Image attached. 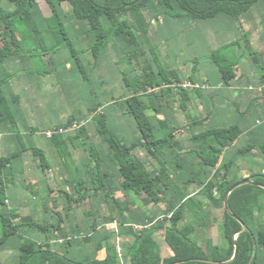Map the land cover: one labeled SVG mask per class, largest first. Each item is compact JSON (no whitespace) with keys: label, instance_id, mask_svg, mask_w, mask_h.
I'll return each mask as SVG.
<instances>
[{"label":"trees","instance_id":"obj_1","mask_svg":"<svg viewBox=\"0 0 264 264\" xmlns=\"http://www.w3.org/2000/svg\"><path fill=\"white\" fill-rule=\"evenodd\" d=\"M263 1L0 0V138L17 145L15 152L0 157V252L12 244L17 251L16 264H264V175L240 177L245 168L241 164L243 160L230 152L244 129L238 124L203 128L206 120L191 114L179 125L174 109L177 104L180 111L187 112L193 99L203 100L214 91L186 90L182 87L185 82L223 88L236 79L237 54L233 52L236 55L231 57L225 54L234 45L211 52L209 57L215 68L208 69L207 80H202L198 78L201 69L196 61L188 77L181 76L166 63L160 65L150 32L152 22L161 19L158 30L166 22L172 25L236 21V27L249 44L247 48L252 50L242 18ZM146 14L152 16L151 20ZM19 25H25L27 32H20ZM31 34L43 55L54 51L64 57L63 51L69 50L68 60H74L72 64L82 74H86L85 65L92 63L88 58L90 53L92 64L97 65L102 53L111 47L119 50L120 46L126 47L120 54L128 53L132 67L133 62L147 55L144 45H149L158 70L148 65L142 71L122 73L128 95L106 102L103 92L99 91L97 96L93 90L81 105L82 110L71 111L72 116L65 122L39 132L29 125L22 97L15 93L12 82L16 74L8 73L2 65L14 61L18 67L17 59L29 52L24 44ZM253 61L259 64L258 58ZM215 77L218 85L211 82ZM106 85L103 83V87ZM83 121L86 124L80 125ZM121 122L134 126L138 137L123 136ZM75 123L80 125L77 130L66 131ZM61 129L65 133L45 135L48 130ZM35 135L47 138L61 159L72 157V152L84 146L86 156L78 165L83 168H74L64 178L77 196L59 191L65 200L64 209L78 206L91 195L105 196L106 202L101 205L107 207L109 214L102 217L101 223L115 222L119 231H101L96 220L90 234L75 235L81 234L78 228L61 231L60 216L57 226L49 227L31 215L21 216L9 206L10 189L18 173L16 161L25 152L32 150L42 172L52 169L47 153L36 145ZM181 135L186 139H177ZM24 139L31 143L29 147ZM81 139L83 145L75 147ZM252 143L239 154L245 156L256 150L264 156V141L257 138ZM140 151L145 154V160L139 156ZM245 180L254 184L243 185L230 194L228 211L226 195ZM90 181L92 188L88 187ZM87 190L93 194L83 193ZM131 195L146 196L144 204L151 205L152 215L139 214ZM214 207L224 209L223 244L204 247L195 235L208 226L205 222L212 226L213 214L209 211ZM243 225L247 227L244 231ZM28 232L35 236H28ZM160 232H164L165 242L173 251L170 256L163 255L156 238ZM117 235L126 239L124 247L118 243Z\"/></svg>","mask_w":264,"mask_h":264},{"label":"rangeland","instance_id":"obj_2","mask_svg":"<svg viewBox=\"0 0 264 264\" xmlns=\"http://www.w3.org/2000/svg\"><path fill=\"white\" fill-rule=\"evenodd\" d=\"M263 3L264 1L260 4L259 8L253 12V15L255 14L257 17L254 22L259 25V29L262 30V32H264V19H259L264 17ZM146 17L151 20L152 16L146 14ZM124 18L126 19L127 17ZM246 19L245 17L242 18L244 21H246ZM218 21H205L195 24L180 22L172 25L166 22V24L162 25V30H159L160 32H158V27L160 26L159 23H162V19L161 21L154 20L150 32L151 37L155 39L152 41L154 42L153 51L161 61L159 64L163 65V63H166L170 66L177 65V70L179 72H184L187 75L192 72L193 61L198 62V68L201 69V72L207 71L208 69L210 71L214 70L215 65H213L209 55L214 49H217L215 47V33H217L218 27L223 30L226 29L225 27H221ZM244 26L247 28L245 23ZM173 28L181 33L171 32L170 30ZM19 29L20 32H27V27L25 25H19ZM206 29L211 30V32L206 31ZM237 29L236 32L238 33L239 31ZM214 30L215 33L212 35ZM242 35L243 34L239 32L236 36L237 40H241V44L236 47L237 43H235L234 48L225 51V54L230 57L235 56L236 54L241 55V60L239 59L240 69H237L238 73L246 71V69L249 73H252L251 70L254 72V69L251 67L253 64L256 66L255 70H258L261 75H264V70L258 67L253 61V58L258 57L261 66L263 64L261 60L263 52L253 50L257 48L256 46H253L252 50L248 49L247 45L249 44L246 45V43H244ZM49 44L50 43H47L46 45ZM24 47L29 52L23 54V58L17 59L18 67H16L17 65L12 61L7 64H2L3 68L6 69L8 73L16 74L20 79L28 80L31 87L30 90L33 91L40 88V94L35 92L38 96H36L37 99L34 98V104L39 105L41 109L44 107L48 109V103H50L51 105H55L57 110L64 112L65 114L69 111H75L78 109L82 110L83 106L81 105L85 104L87 96L93 90L97 96L99 91L103 92V98L106 102H110L114 98L118 101L121 96L128 95V92L124 89V83L122 82V73L126 75L130 71H142V69L147 68L148 65H151L155 70H158L155 57L149 51V45H144L147 55L139 58V60L137 59L136 62H133L132 67L129 63L128 53L125 54L123 52L120 54L121 49L122 51L126 49L125 46H120L119 48L121 49L119 50H116L113 47L106 50V52L102 53L98 58L97 65L92 64L94 61L92 53H90V55L87 54L89 61L92 63L85 65L84 70L86 74H82L74 67L72 64V62H75L74 60H68L70 57L69 50L63 51L64 57H61L60 53L54 51L49 52L47 55L46 53L43 55V53L40 52L41 49L39 48V44L36 42V39L32 34L28 35ZM262 49L263 47L259 50ZM233 52L236 54L233 55ZM170 53L173 55L178 54L181 59H188L189 61L186 65H183V62H181L180 59L174 60L171 58L169 56L171 55ZM252 53H255L256 57L252 56ZM178 60L179 63L177 62ZM103 83L108 85L103 87ZM51 94H54V96H51ZM25 95L26 92L23 93V96ZM28 96L31 98L33 97L30 95V91ZM25 104L29 105L26 101ZM128 117L132 119L131 116ZM193 117L196 118L197 115L194 114ZM132 121L134 120L132 119ZM39 128L43 129L44 127L39 126ZM24 143L27 147L31 144L25 139ZM35 143L47 153L52 169L45 173L42 172L37 168V157L33 155L32 150L25 152L22 158L16 161L15 170H17L18 173L14 175V184L10 189L11 195H9V206L14 210L17 209L21 216L26 217L31 215L36 221L47 224L49 227L51 224L57 226V221H59L60 216L62 218L63 227L61 231L69 232L72 228H78L81 234L78 232V234L74 233L75 235L87 236L90 234L93 231L94 222H96V220H99L98 225L101 231H119L120 227L116 225L115 222L107 225L101 223L102 217L109 214L107 207L101 205V202H106L105 196H103L104 198H95L91 195L93 192L87 190L83 193L87 194V196L91 195L89 198L87 197V199L81 202L78 206L72 205L73 207H69V210L64 209L65 200L60 196L59 191L63 194L68 191L72 195L77 196L75 190L65 184L64 178H68L67 176H70L74 168H83L78 165L82 163V159L84 160V157L86 156L84 146H81L82 148L72 152L73 158L69 157L61 159L58 156L57 151L50 146V141L44 136L41 138L36 136ZM83 143L84 141L81 139L76 142L75 147L83 145ZM16 148L17 145L15 143L10 141L6 142L4 139L0 138V157L10 155L17 150ZM66 159L70 171L66 168ZM257 162L259 163L254 162L251 163L250 166L254 169H259L261 164L264 163V159L257 158ZM262 166L264 167V164H262ZM91 185L90 181L88 187L92 188ZM47 189L52 192H46ZM145 198L146 196L144 195L130 196V199L135 202V209L139 214L145 213L147 216L152 215L151 205L144 204ZM140 229L141 228H135L136 231ZM27 235L35 236L31 235L30 232H28ZM215 235L221 236L217 230ZM117 237L118 243L124 247L126 239L122 236L119 237L118 235ZM164 237V232L156 234L158 241H165ZM165 245V250L172 253L173 251L171 248L167 244ZM16 252L17 251L12 248V244L5 251H1L0 264H16ZM104 255L105 254L103 253L101 257H104Z\"/></svg>","mask_w":264,"mask_h":264},{"label":"crops","instance_id":"obj_3","mask_svg":"<svg viewBox=\"0 0 264 264\" xmlns=\"http://www.w3.org/2000/svg\"><path fill=\"white\" fill-rule=\"evenodd\" d=\"M259 6L260 5L254 7L251 10V12H249L246 15L245 17V19L247 18L246 21L243 20L242 23H243V29L247 34L248 38L250 39L249 43L251 47L252 48L253 46L257 47L256 49L253 50L263 52V57H261L263 64L260 66L259 63L258 66L264 70V32H262V30L259 29V25H257L254 22L257 19V17L255 16V14L253 15L254 10H257ZM263 10H264V5H263ZM263 19L264 17L260 18L259 20H263ZM218 22L220 23L221 27H225L226 29L223 30L218 27L217 33H215V30L212 32V35L215 33V37H216L215 47L218 49L228 44L234 46L235 43L239 44L240 39L237 40L236 36L239 34L240 31L236 27L237 26L236 21L233 22L230 20H222ZM244 23L247 25V28L244 26ZM236 29L239 31L238 33L236 32ZM170 31L173 33H175L174 31L181 33L180 31H177L175 29H171ZM206 31L211 32V30H207V29ZM158 32L160 31L158 30ZM244 43H246V39L244 40ZM262 47L263 49L259 50ZM170 57L173 58L174 60L180 59L181 62H183V65H186L189 61V60L181 59L178 54L172 55ZM237 57L238 59L241 60L240 54H237ZM177 62L179 63V60ZM176 66L177 65L172 67L176 68ZM251 67L254 69V72L251 70V72L254 74L249 73L247 69L246 71H242L241 73H238L237 69H240V66L239 68H236V79L232 81L229 86H224L223 88L217 87L216 89H214L212 94L207 95L203 100L199 101L198 99H193V101L190 103L189 110L187 112L180 111L177 104H176L177 106L175 105L174 107L175 113L177 112L176 116L179 117V121H178L179 125H181L180 121H183L186 115L196 114L199 119L206 120L205 125L201 126L203 128L207 126L223 128L238 124L239 126H241V128L244 129L243 136L230 149V152L233 156H237L239 159L243 160L242 162L239 160V163L241 162V164L245 167L243 172H241V174L239 175L240 177L244 175L245 177H247L253 174L264 175V167L262 166V164L264 163L262 164L260 163L261 166L259 169H254L250 166L251 163L254 162L259 163L257 162V158H261L263 160L264 159L263 155H261L256 150L247 152L245 156L239 154L242 150H246L247 148L252 146L253 139L258 138L259 141H264V75H261V73H259L258 70H255L256 67L255 65L252 64ZM190 74L191 72L189 73V75ZM180 75L184 77L189 76L184 72H180ZM198 78L202 80H207L208 72L206 71L201 72ZM217 81L218 79L216 77L211 79V82L214 85L219 84ZM12 84L15 93L21 95L23 102L22 104L25 110V115L28 119V123L35 130L40 132L45 129L53 128L65 122L68 118L72 116L73 112L69 111L68 113L65 114L64 112H60L59 110H57L56 106L51 105L50 103H48V109H46V107L41 109L39 105L34 104L33 103L35 100L34 98H36V96H38L37 94H40L41 91L40 88H37L36 90L33 91L30 90L31 87L28 80L20 79L18 78V76H16ZM29 91H30V95L33 96L32 98L28 96ZM25 92L26 95L23 96V93ZM51 96H54V94H51ZM25 101L30 106L26 105ZM84 110L87 111L86 109ZM31 121L33 124L31 123ZM43 124L46 126H44ZM183 124L184 126L187 125L186 122H183ZM39 126H43L44 128L40 129ZM120 126H121L120 133H122L123 136L131 137V139L134 137L135 138L138 137L135 127L132 126L131 124L128 123L126 124V122H121ZM92 129L95 128L92 127ZM251 130L254 131L253 135H251L252 134ZM177 139L185 140L186 138L181 135L178 136ZM139 156L143 159L145 158V154L142 151L139 152ZM154 163L157 164L156 161H154ZM196 192L197 190L194 193ZM214 193H217L218 195L217 190H214ZM200 200L204 202V199H200ZM209 212L213 214V217L211 219L212 226L211 223L208 224V222H205L204 225H208V226H205L206 228L200 230V232L195 236L199 238L201 244L204 247L209 245H213V246L222 245L223 244L222 221L224 217V209L220 207L219 208L214 207ZM216 230L221 234V236L215 235ZM158 242L162 247L163 255L170 256L171 253L165 250L166 242L165 241L163 242L158 241Z\"/></svg>","mask_w":264,"mask_h":264},{"label":"built area","instance_id":"obj_4","mask_svg":"<svg viewBox=\"0 0 264 264\" xmlns=\"http://www.w3.org/2000/svg\"><path fill=\"white\" fill-rule=\"evenodd\" d=\"M182 87L186 90H189V89H198V88H205L207 90H213V89H216L214 87H212L210 84H207V83H204V84H200V83H197V84H192L190 82H185L182 84ZM86 124V121H83L80 123V125H84ZM78 123H75L72 127H70L69 129H67L66 131L68 132H73L75 130H77L80 126ZM55 132H58V133H65V130L61 129V130H56V131H52V130H48L45 132V135L47 137H52V135L55 133ZM117 225V224H116ZM141 228V227H140ZM119 250V254L120 256H122V250L121 248H118Z\"/></svg>","mask_w":264,"mask_h":264},{"label":"water","instance_id":"obj_5","mask_svg":"<svg viewBox=\"0 0 264 264\" xmlns=\"http://www.w3.org/2000/svg\"><path fill=\"white\" fill-rule=\"evenodd\" d=\"M247 184H254V182L250 181V180H245V181H242L240 183H238L237 185H235L229 192L228 194L226 195V199H225V207L226 209L229 211V196L230 194L237 188L243 186V185H247ZM247 227L246 225H243V231L246 230ZM236 252H237V244H236Z\"/></svg>","mask_w":264,"mask_h":264}]
</instances>
